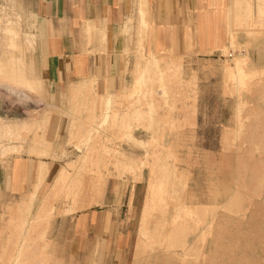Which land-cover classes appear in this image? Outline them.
Returning <instances> with one entry per match:
<instances>
[{
  "label": "rangeland",
  "instance_id": "1",
  "mask_svg": "<svg viewBox=\"0 0 264 264\" xmlns=\"http://www.w3.org/2000/svg\"><path fill=\"white\" fill-rule=\"evenodd\" d=\"M11 1L9 7L10 0H0V12L35 34L36 1ZM234 1L230 0L222 25L224 45L199 50L200 32H188L191 48L181 56L179 67L165 72L164 63L158 61L167 76L163 83L158 72L147 73V84L137 92L129 74L122 95L101 93L98 82L90 93L74 99L67 93L69 84L41 80L35 51L24 52L21 57L31 77L41 80V92L25 90L27 102L21 103L0 87V103L5 107L0 122H13L24 114L33 123L19 132V139L0 142V162L50 160L56 170L50 182L65 168L69 176L63 186L75 193L80 178L91 176L81 158L94 145L93 161H105L103 168L98 166L104 188L100 204L82 211L73 209L78 205L72 195L66 197L68 189L63 190L30 231L18 232L14 227L31 222L48 192L36 195L31 210L15 221V208L25 197L0 198V264H14L23 243L30 246V264H264V54L255 52V44L264 37V18L242 27L236 17L242 5L246 10L248 4L254 7V0H238L236 8ZM133 14L129 10L120 27ZM212 19L204 23L203 34H208L207 27L215 31ZM121 30L107 31L103 39L92 34L90 40L83 32L76 39L85 46L74 50L88 52L96 42L106 52V45L116 39L125 45ZM131 45L130 51L124 46L129 63L139 58ZM145 49L147 55L152 48ZM20 55L16 54L17 60ZM239 56L248 60L244 75L228 72ZM139 61L140 67L144 58ZM164 90L166 94L161 93ZM100 97L102 102L97 100ZM93 104L100 109L82 110ZM105 107L110 118L104 122ZM71 117H78L72 130ZM86 132L92 135L87 144ZM8 145L16 148L2 153ZM114 150L121 157L115 159ZM150 178H154L150 192L154 206L142 224L141 205Z\"/></svg>",
  "mask_w": 264,
  "mask_h": 264
},
{
  "label": "crops",
  "instance_id": "2",
  "mask_svg": "<svg viewBox=\"0 0 264 264\" xmlns=\"http://www.w3.org/2000/svg\"><path fill=\"white\" fill-rule=\"evenodd\" d=\"M35 1L32 8V13L35 15V34L29 30H22L19 23L10 22L4 12H0V24L2 23L3 25L0 28V56H6L4 60L0 59V87H4V92L9 97H13L21 103L27 102L28 96L24 93L25 90L28 93H32L30 86L39 85L40 90L38 93L41 92V80L52 85L69 84L67 93L72 98L74 93H78L83 87H88V90L80 94L90 93L98 82L102 86L101 93H118V95H122L125 90L124 82L126 83L129 77L131 79V76L134 80L133 89L137 92L142 86L147 84V73L150 74L152 72H158V81L163 83L167 76L160 69L158 61L164 63L165 72L178 68L181 56L188 54L189 48H191L192 43L190 42L188 32H192L194 29L200 32L197 37V47L199 50L211 51L216 47L224 45L225 34L222 25L230 3V0ZM140 2L145 5L146 17L144 24H139L138 22V4ZM8 5L9 7L13 6V1L10 0ZM129 10L134 14L128 16L123 27H120L121 20L128 14ZM252 16L254 20L255 18L263 20L264 10L255 7L251 13V7L249 6L245 17L251 20ZM209 17H213L210 21H215L216 29L212 31L207 27L209 31L205 35L202 30L206 28L203 25ZM243 17L244 14L240 12L236 18L239 20ZM18 18L20 19L21 17L18 15ZM120 29H122L121 34L126 37L124 38L126 46L123 42L119 44V39H116L106 45V52L99 50L98 48L102 44L96 42L89 45L88 52H76L74 50L76 46H85V44L78 42L81 39H76V35L78 36L85 32L87 40H90L92 34L96 36L98 33L103 39L107 31L113 32ZM11 33L17 34L18 38L12 41L8 37ZM228 34L229 38L232 39L231 30ZM262 39L255 44V52L259 56L264 54V37ZM130 45L136 48V60L137 56L140 59L144 58L142 67L138 66V64L140 65L139 58L137 61L127 62L124 46L125 51H130ZM146 46L152 48L151 52L147 55H145ZM92 49H94L93 54H91ZM31 50L35 51L37 68L41 80L39 78L35 80L31 77L32 75L27 70L24 56L21 57L24 52ZM16 54H21V58L17 60ZM168 56H171V58H168ZM174 57L177 59L175 60ZM247 65V57L239 56L235 60L232 69L228 72L231 73L233 70H236L244 75L242 70L247 68ZM164 86L163 84V89ZM159 92L157 91L158 94ZM161 93L166 94L165 90ZM97 100L102 102L101 97ZM105 102L109 103V100ZM91 103H95V100L91 101ZM35 107L39 108L40 106L36 105ZM3 109L5 107L0 103V111ZM88 109L93 111L100 108L94 104L93 106L82 107V110ZM102 109L106 111L103 115V121L105 122L110 116L107 107ZM140 115L141 112L137 111L136 116L139 117ZM15 117L17 120L13 121L14 123L0 122V126H27L32 123L25 119L26 116L24 114ZM78 117H71V130ZM71 130L69 132L70 137L73 136ZM86 134L88 135L85 140L87 144L91 140L92 135L91 132H86ZM69 140L71 141L72 138ZM12 148L15 149L16 147L8 145L7 149L1 152L11 151L13 150ZM94 150H96L94 145L87 147L86 153L81 158L86 164L85 172L91 174V176L87 179L80 178L78 182H81V186L77 188V192L75 193L69 192V186H63L69 176L65 168L61 169L57 176L53 177L54 181L50 182L53 174H56L55 164L50 160L36 161L29 158H12L6 161L7 164H4L6 162H0V198L25 197L15 208V219L13 221L21 213L25 212L27 214L31 210L36 195L43 190L48 192L38 204L37 211L31 222L29 223L26 220L15 226V230L18 232L23 229L34 230L37 227V223L47 215L52 203L59 198L63 190L68 189L65 194L66 197L68 195L73 196V204L78 205L77 208H73L75 211L86 210L91 206L100 204L104 188V180L100 176V167H102L101 164H105V161L101 164L93 161L94 158H92L93 156L90 153ZM113 152L115 159L121 157V155H118L120 151L114 150ZM133 160L132 158L130 161L133 162ZM147 164L146 162L142 163V165ZM164 178L162 177V179ZM153 184L154 178H150L146 189L147 193L141 205L140 221L142 224L146 222L148 212L154 206L151 201L152 195L150 194L154 187ZM113 187L114 190H118V186ZM158 190H160L159 186ZM142 234H144V231ZM27 240L26 238L24 242ZM148 241L149 244L153 243L152 238L148 239ZM29 249L30 246L23 243L13 260L14 264L19 263L20 256H22L21 260L23 262L30 264L31 261H28L27 256L30 253Z\"/></svg>",
  "mask_w": 264,
  "mask_h": 264
},
{
  "label": "bare ground",
  "instance_id": "3",
  "mask_svg": "<svg viewBox=\"0 0 264 264\" xmlns=\"http://www.w3.org/2000/svg\"><path fill=\"white\" fill-rule=\"evenodd\" d=\"M234 2H235L234 7L236 8L238 6V3H240V1L235 0ZM249 6L251 8H253V9L255 7H259L261 10H264V0H254V4H253L254 7H252L251 4H248L247 5V10H248ZM245 7H246V5H245ZM245 7L242 5V9L243 10H241V13L244 14V17L240 18L239 20L236 19V21L239 24H241L242 27L249 28L250 26H252V24L254 23L255 20H254L253 16H252L251 20L246 19L245 16H246L247 10L245 9ZM231 9H232V7L230 8V12H231ZM145 17H146L145 5L142 2H140L138 4V22H139V24H144ZM229 33H230V31H229ZM7 36H8V34H7ZM8 37L13 41V40H16L18 38V35L15 34V33H11V34H9ZM3 79H6V78H3ZM3 82H4V80H3ZM39 90H40V86L39 85L30 86V91L33 94L38 93ZM86 90H88V87H83L78 93H74L73 98L78 97L80 93H82V92H84ZM32 124L33 123H31L30 125H27V126L16 125L15 127H8L7 125L0 126V142L4 141L5 144H6V142H9L10 140H13L14 137L16 138L21 130L29 129L32 126ZM17 139H19V137H17ZM65 176H66V174H65ZM21 258H22V256H20V261L17 264H20L23 261V260H21Z\"/></svg>",
  "mask_w": 264,
  "mask_h": 264
}]
</instances>
